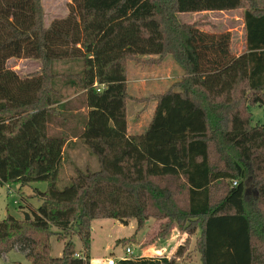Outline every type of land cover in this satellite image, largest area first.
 Here are the masks:
<instances>
[{
	"label": "trees",
	"instance_id": "16d2710c",
	"mask_svg": "<svg viewBox=\"0 0 264 264\" xmlns=\"http://www.w3.org/2000/svg\"><path fill=\"white\" fill-rule=\"evenodd\" d=\"M208 12L240 14L243 53L231 51L230 32H208L207 23L179 18ZM89 20L121 21L103 38L109 46L120 36L134 46L143 31L152 32L148 46H135L108 67L123 61L158 67L170 58L182 71L155 97V110L136 135L127 131L128 102L148 100L128 94L123 72L87 73ZM11 58L36 60L40 68L19 75L7 66ZM57 63H77L80 70L56 72ZM60 84L81 93L62 102ZM250 106L264 110V7L256 0H71L67 15L49 25L40 0H0V185L16 186L19 209L31 216L0 221V258L18 244L30 264H89L94 220L127 225L134 219L139 232L155 219L157 238L173 225L199 234V264H264V127L251 124ZM73 139L98 168L75 167L58 189ZM37 182L46 190L35 188ZM51 227L60 240L76 238L84 255L76 256L69 239L59 257L51 256L47 236H38ZM183 249L171 258L116 264H180Z\"/></svg>",
	"mask_w": 264,
	"mask_h": 264
},
{
	"label": "rangeland",
	"instance_id": "374dc122",
	"mask_svg": "<svg viewBox=\"0 0 264 264\" xmlns=\"http://www.w3.org/2000/svg\"><path fill=\"white\" fill-rule=\"evenodd\" d=\"M43 10V17L45 25H49L51 21L58 18H63L68 13V5L71 0H40ZM260 6L264 7V0H256ZM181 21L185 23H193L199 21L202 23H207L206 27L202 30L205 31H226L229 29L234 30L237 34V41H240L241 32V18L238 12L233 13H192V14H181L179 16ZM109 22V21H107ZM103 21L102 23L94 20L87 24V50H88V63H87V73L93 75H99L103 73H118L123 72L127 78V92L129 95L133 94L135 96H140L139 94L144 93L149 88V84H152V79H156L159 90L164 89L165 82H173L179 78L182 74L181 69L168 58L162 63L160 68L153 69L147 67L148 69L135 67L132 61H123L121 65L117 66H107L108 62L114 60L115 58L121 56L124 53L134 52L135 46H148L150 44L151 31H143L141 38L136 42L134 46L124 45L123 37H116L113 39L112 45L107 43H102L103 38L110 33L114 34L116 24L121 21H112L110 24ZM231 22V24H230ZM106 23V24H105ZM111 26V32L107 31L103 35L101 32V27ZM236 30V31H235ZM116 34V33H115ZM117 35V34H116ZM114 36V35H113ZM152 42V41H151ZM155 56V55H153ZM7 66L14 70L19 75H29L33 74L39 70V62L32 59H16L11 58L7 61ZM54 70L56 72L69 73L70 71L80 70V65L77 63H57ZM62 94L70 97L71 95L77 93L78 91L74 89H65L63 92V87L59 85ZM137 90V92L135 91ZM64 97V95H62ZM132 104L128 102L127 106V122L130 132H137L138 128L134 127V117L132 111ZM135 106V105H134ZM249 111L251 113V124L259 125L264 127V110L259 106H250ZM146 122V118L143 122ZM75 167L80 169L89 168L90 170H97L98 165L96 159L90 156L87 150L78 141L71 142L64 149L63 162L59 172L58 189H62L68 184L69 179L75 173ZM40 191H45L47 184L45 182H37L33 185ZM247 197L251 198L253 191L251 186L247 187ZM23 195H30L28 189H23ZM18 201V202H17ZM30 205L36 208L39 202L36 200H29ZM19 200L17 196V188L14 185H0V221L3 220L7 215H11L15 218H21L24 213H29L27 211H21L19 209ZM23 205V204H21ZM31 218V216L29 215ZM160 223L155 219H149L145 222L143 229L139 232L137 231V222L132 219L129 220L127 225L120 224L112 219H97L91 224V246H90V263L89 264H106V260L110 257L115 260L123 258L125 250L130 249L132 255L130 257H145L149 258L153 256L152 248L155 247L159 242H174L177 243V250L180 246L184 245V255L179 259L180 264H199L198 255L195 253V243L196 238L199 236L198 233L193 236H188L186 233L179 230L175 225L170 229V232L164 238H157L156 235L159 231ZM59 233L55 228H50L48 232L44 235L39 234L38 236H47L48 242L50 243V255L53 257H59L61 255L63 244L66 240H73L76 242V255L83 256L84 253L79 249L78 240L74 237L69 236L60 237L65 240H60L58 237ZM135 235L134 241L125 242L122 241L124 238H129ZM37 236V237H38ZM62 241V242H61ZM181 244V245H180ZM20 245H14L13 248L2 254L0 258V264H10L12 262H19L21 264H30L20 249ZM27 252V251H26Z\"/></svg>",
	"mask_w": 264,
	"mask_h": 264
},
{
	"label": "crops",
	"instance_id": "0c3cea01",
	"mask_svg": "<svg viewBox=\"0 0 264 264\" xmlns=\"http://www.w3.org/2000/svg\"><path fill=\"white\" fill-rule=\"evenodd\" d=\"M231 24V22H230ZM227 32H230L232 34V40H231V43H230V49L231 51L237 55L243 53L245 51V40H244V34H243V25L241 26V36H240V41H237V34L236 32H234V30L232 29H229V30H226ZM236 31V30H235ZM146 57H153V55H147ZM167 60V59H166ZM135 67H139V68H144V69H148L147 67H142V66H138V65H134ZM161 66H158V67H150L153 69H157V68H160ZM152 84H149V88L146 90H143V91H146L144 93H140L139 95L140 96H135L133 93L130 95L132 96V98H136V99H147V103H135V102H131L133 103L132 104V111H133V117H134V127H137L138 128V131L137 132H130V129H129V125L127 124V131H128V134L129 135H136L138 133H140L143 128L147 125L148 121L150 120L154 110H155V107H156V102H155V97L161 93H163L170 85L172 82L168 83V82H165V86L163 87L164 89H160L159 90V87L157 85V81L156 79H152ZM65 91V89H63V92ZM135 91L137 92V90L135 89ZM81 93V91H78L77 93L71 95L70 97L66 96V94L64 93V98H62V102L63 101H67V100H70L72 98H75L76 96H78L79 94ZM135 105V106H134ZM146 118V122L144 121L143 122V119ZM71 142H76V139H73ZM75 244V250L77 249L76 248V242H74ZM79 244V249H81V245L80 243L78 242ZM156 246L152 248V252L154 253L153 256H150V257H167V258H171V256H173V254L176 253V250H177V246L178 244L176 243H172V242H159L157 244H155ZM91 246V245H90ZM90 255V253H89ZM179 260V259H178Z\"/></svg>",
	"mask_w": 264,
	"mask_h": 264
},
{
	"label": "built area",
	"instance_id": "2783aa9c",
	"mask_svg": "<svg viewBox=\"0 0 264 264\" xmlns=\"http://www.w3.org/2000/svg\"><path fill=\"white\" fill-rule=\"evenodd\" d=\"M98 91H99V90H98ZM235 184H236V183L234 182L233 185H235ZM130 255H132V252L130 251L129 248H127V249L125 250V254H124L123 258H120L119 260H123V259H125V258H129ZM76 256H77V255H76ZM117 261H118V260H115L114 258L110 257V258H108V259L106 260V264H116Z\"/></svg>",
	"mask_w": 264,
	"mask_h": 264
},
{
	"label": "water",
	"instance_id": "95a60500",
	"mask_svg": "<svg viewBox=\"0 0 264 264\" xmlns=\"http://www.w3.org/2000/svg\"><path fill=\"white\" fill-rule=\"evenodd\" d=\"M25 219H29V215L27 213H24Z\"/></svg>",
	"mask_w": 264,
	"mask_h": 264
}]
</instances>
